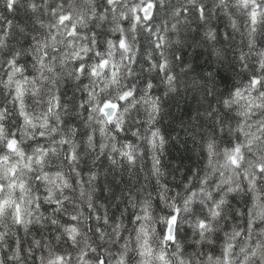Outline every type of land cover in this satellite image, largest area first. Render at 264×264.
<instances>
[{
  "label": "clouds",
  "instance_id": "9594fccd",
  "mask_svg": "<svg viewBox=\"0 0 264 264\" xmlns=\"http://www.w3.org/2000/svg\"><path fill=\"white\" fill-rule=\"evenodd\" d=\"M0 189V264H264V0H0Z\"/></svg>",
  "mask_w": 264,
  "mask_h": 264
},
{
  "label": "snow or ice",
  "instance_id": "6c2138e0",
  "mask_svg": "<svg viewBox=\"0 0 264 264\" xmlns=\"http://www.w3.org/2000/svg\"><path fill=\"white\" fill-rule=\"evenodd\" d=\"M110 2H113V0H110ZM154 7V5H151V4H149L147 7H145L144 9H143V11H144V14H145V18L146 19H151V16L149 15V9H151V8H153ZM201 11V14L203 13V9H201L200 10ZM66 19H68L67 17H62L61 18V22L63 23L64 22V20H66ZM138 19H139V17H138ZM75 32V29H73V33ZM70 34H72V33H70ZM120 47L121 48H126L127 47V45H126V43L122 40L121 42H120ZM157 47H159V44L157 45ZM108 66V61L107 60H105V61H102L101 62V64H100V67H102V68H106ZM165 65H161V70H163V67H164ZM81 71H83V69H81ZM93 75H96V72H95V69L93 70ZM253 83H258V81H253ZM127 95H131V93H128ZM237 96H239V92H237V94H236ZM109 107H113V108H115V107H117L116 105H111V104H108V105H105V110L107 109V108H109ZM107 113H106V111H105V115H106ZM109 121L111 122V118H109ZM9 147H10V149H12L13 151H15L16 150V142L15 141H11L10 143H9ZM236 151L237 152H239V148H237L236 149ZM232 160H233V163H236V158H235V156H233L232 157ZM42 162V161H41ZM21 187H23V186H21ZM0 190H2V189H0ZM5 204L7 203V202H4ZM0 211H3V205H0ZM17 211L19 212V207L17 206ZM176 220H177V218L175 217V216H173L169 221H168V225H169V227H168V234H167V237H166V239L168 240V241H174L175 240V237L172 235V229H171V225H173V224H175L176 223ZM204 225L203 224H201V227H203ZM161 258H163V257H161ZM101 264H103V262H101Z\"/></svg>",
  "mask_w": 264,
  "mask_h": 264
}]
</instances>
